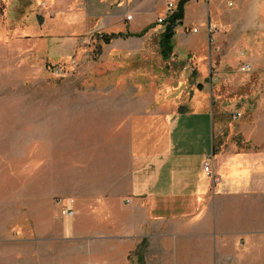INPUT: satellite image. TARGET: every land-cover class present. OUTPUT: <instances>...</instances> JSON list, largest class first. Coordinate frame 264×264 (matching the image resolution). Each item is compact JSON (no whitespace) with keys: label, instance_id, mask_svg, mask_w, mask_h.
I'll list each match as a JSON object with an SVG mask.
<instances>
[{"label":"crops","instance_id":"1","mask_svg":"<svg viewBox=\"0 0 264 264\" xmlns=\"http://www.w3.org/2000/svg\"><path fill=\"white\" fill-rule=\"evenodd\" d=\"M168 1L0 0V89L70 59L87 34L88 41L92 35L126 34L108 43L101 39L92 68L126 74L148 67ZM227 2L189 0L173 43L192 41L203 30L204 41L212 36L237 53L263 40L264 0H234V7ZM78 52L89 54L85 48ZM8 99L20 104V98ZM5 101L0 96V106ZM138 101L142 107L133 109L131 100L118 97L31 98L30 135L44 126L92 138L78 142L74 162L63 141L59 157L43 164L44 175L29 177L32 195L42 196L59 217L54 198L72 197L77 216L85 212L106 224L91 228L75 214L64 217L73 221L64 232L95 231L92 238L112 248L111 264H126L138 250L141 264H264V101L252 99L237 112L235 151L217 150L219 121L212 99L201 92L156 98L153 109ZM3 112L1 107L0 120ZM4 136L0 130L2 141ZM209 157L218 182L204 170Z\"/></svg>","mask_w":264,"mask_h":264},{"label":"rangeland","instance_id":"2","mask_svg":"<svg viewBox=\"0 0 264 264\" xmlns=\"http://www.w3.org/2000/svg\"><path fill=\"white\" fill-rule=\"evenodd\" d=\"M227 4L235 6L234 0H228ZM89 36L77 41L70 59L51 64L45 74L35 78L22 76L19 86L15 82L14 88L0 89V96L6 98V104L0 106L4 108L0 130L5 132L3 141L0 137V264H111L108 255L112 248L105 239L94 240L96 234L92 230L65 233L64 225L72 227L73 221L56 216L51 204L46 205L42 196L30 191L29 177L44 175L43 164L59 157L63 141L70 144L67 147L73 152L66 156L74 162L78 142L83 140L86 145L92 139L44 126L36 131V137L30 135L31 98L118 97L127 103L131 100L133 109L142 107L136 103L143 99V106L147 103L153 109L156 98L188 97L201 92L212 99L219 121L218 151L224 146L235 151L240 129L237 112H242L243 103H252L255 98L264 101V39L252 41V47H241L235 53L227 42L212 36L204 41L205 32L201 30L192 41H174L176 53L169 59L158 56L155 41L150 45L155 52L148 58V67L115 74L105 68H92L102 48V38L92 35L88 41ZM188 47L195 51L186 52ZM82 48L89 50L85 57L79 56L78 50ZM246 60L251 69L242 71L241 65ZM13 97L20 98V104H7L8 98ZM33 139L37 143L33 144ZM76 166L71 169L76 170ZM77 220L92 223L91 228H108L85 212ZM88 234L89 238H83ZM139 256L134 251L126 264H141Z\"/></svg>","mask_w":264,"mask_h":264},{"label":"trees","instance_id":"3","mask_svg":"<svg viewBox=\"0 0 264 264\" xmlns=\"http://www.w3.org/2000/svg\"><path fill=\"white\" fill-rule=\"evenodd\" d=\"M189 0H179L177 3V6L174 10V12L166 17L164 20V31L160 35L159 39V47H160V53L163 57V59L167 60L169 59L173 52H174V43L173 38L175 35L176 27L180 25L183 22L184 15H185V4ZM147 30H144L140 35H143ZM126 34H104L102 35V39L105 42H110L113 38L122 36ZM138 254L140 255V250H138ZM140 260V256H139Z\"/></svg>","mask_w":264,"mask_h":264},{"label":"built area","instance_id":"4","mask_svg":"<svg viewBox=\"0 0 264 264\" xmlns=\"http://www.w3.org/2000/svg\"><path fill=\"white\" fill-rule=\"evenodd\" d=\"M231 4V2H230ZM176 8V3L174 0H169L167 4V10L166 14L164 17L158 18L159 23H164V20L166 17L174 12ZM132 18L131 15L127 16V19L130 20ZM251 69V65L248 62H244L241 65V70L242 71H249ZM204 170L206 174L210 177H212L214 182H218L220 180L219 175L214 171L213 166H212V158L209 157L205 160L204 162ZM54 203L57 206L58 213L62 217H70L73 218L76 214L75 208H74V203L75 200L72 197H61L57 196L54 198Z\"/></svg>","mask_w":264,"mask_h":264}]
</instances>
